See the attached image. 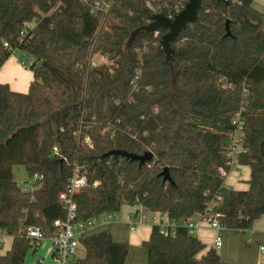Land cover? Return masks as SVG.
Returning a JSON list of instances; mask_svg holds the SVG:
<instances>
[{"label": "trees", "instance_id": "trees-1", "mask_svg": "<svg viewBox=\"0 0 264 264\" xmlns=\"http://www.w3.org/2000/svg\"><path fill=\"white\" fill-rule=\"evenodd\" d=\"M97 1L110 4L107 13L93 11ZM186 2L0 0V67L20 50L34 76L27 92L0 82V233L13 237L0 264H25L37 249L29 227L58 231L75 165L87 184L75 193L73 222L125 204L166 212L180 224L173 236L152 227L147 264H232L183 223L200 214L250 229L264 216V12L254 0H203L197 22L171 42L174 71L160 43L166 28L126 45L153 13L174 15ZM96 54L107 62L94 64ZM239 127L236 161L251 170L246 189L225 183ZM115 149L154 157L141 166L103 157ZM15 166L35 179L32 190L16 181ZM166 167L172 182L161 176ZM78 243L85 254L71 264H126L129 245L110 229Z\"/></svg>", "mask_w": 264, "mask_h": 264}, {"label": "crops", "instance_id": "crops-1", "mask_svg": "<svg viewBox=\"0 0 264 264\" xmlns=\"http://www.w3.org/2000/svg\"><path fill=\"white\" fill-rule=\"evenodd\" d=\"M258 3L259 0H254L255 7L262 11L258 7ZM94 59L93 57V63L99 64V62H94ZM22 61L17 58L14 52L5 61L1 67L2 69H0V82L8 83L14 91L27 92L34 76L30 79L28 89H26L22 77L30 75L26 71L27 68L22 65ZM239 167L241 168V173H232L231 170L225 183L234 189H246L248 188L247 181L250 177L251 170L249 166L239 165ZM137 208L136 206L130 205L123 211L121 208L120 212L112 217L106 218L103 222L98 223L100 218L93 225L95 227L100 224V229L91 232H88L87 229L81 234L88 235L103 229H110L115 241L125 242L129 245L126 264H147L148 252L143 246V242L149 238L152 225L147 221L141 222L137 224L134 230H131V217ZM192 219L195 221L199 220V215H195ZM193 234L207 246V250L210 248L216 249L224 262L232 264H264V252L261 250V247L264 246V216L257 218L250 229H214L209 225L202 224L194 230ZM217 236H220L222 239L220 248L215 247V239ZM12 242V236L0 233V253L7 252L11 248ZM81 248L84 251V248ZM37 257L39 258L37 259ZM41 262L45 264H60L55 255V247L51 238L42 240L35 251L29 252L25 264H40Z\"/></svg>", "mask_w": 264, "mask_h": 264}, {"label": "built area", "instance_id": "built-area-1", "mask_svg": "<svg viewBox=\"0 0 264 264\" xmlns=\"http://www.w3.org/2000/svg\"><path fill=\"white\" fill-rule=\"evenodd\" d=\"M148 5L149 7H151L149 3ZM185 5L186 4H183L181 7L177 8L176 13L181 11L185 7ZM109 8H110L109 3L103 4L102 2L97 1L93 7V11L102 10L104 11V13H107ZM174 15H169L167 17L173 18ZM155 34H158V31H155ZM28 63H30V61H27V63H22V65L26 67ZM138 79H139V73H137V75L135 76L134 81H137ZM239 133H241L240 127L235 132L234 137H233L232 150L230 153L232 157V165H233V161L237 158V154L240 150L239 149L240 146L238 145V140L240 137ZM84 142L91 144V139L89 137H85ZM53 150H54V153L56 154L58 153L57 146H54ZM34 182H35V179H33V181L30 182V185L27 188V190L33 189ZM86 184H87L86 175L81 172V169L79 166L75 165L73 176L66 190L63 191L60 195V198L66 209L67 217L63 221H60V220L55 221L54 224L58 226V231L53 236H48L38 226H31L28 228V232H27L28 237L31 239L32 243L34 244H39L42 240L46 238H51L53 245L55 247V255L57 259L59 260L60 264H71V262L73 261L77 253L78 247H79V243H78L79 236L81 235L82 232L93 227V225L102 217L101 216L100 218H93L84 223L73 222V220L76 217V209H77V205L74 200L75 193H77L78 190H80ZM143 211H146L148 214H150V216L148 214H145ZM115 214L116 213H109L103 216H106V218H109ZM198 215H199V220L195 221L193 219H190L183 223V225H185L188 228L190 233H193L194 230L202 224L209 225L211 228H214V229L223 228V226L218 220L211 219L206 215H200V214ZM146 221L151 223L152 227L153 226L158 227L160 232L166 236L175 235L176 228L180 224L179 222L172 220L166 212L149 211L145 209L144 207L140 206L132 214L131 230H134L138 223L146 222ZM221 245H222V239L220 236H217L215 239V247L220 248ZM261 250L264 252V246L261 247Z\"/></svg>", "mask_w": 264, "mask_h": 264}, {"label": "water", "instance_id": "water-1", "mask_svg": "<svg viewBox=\"0 0 264 264\" xmlns=\"http://www.w3.org/2000/svg\"><path fill=\"white\" fill-rule=\"evenodd\" d=\"M202 1L203 0H188L185 7L181 11L176 13L173 18L167 17L161 13H153L150 22L140 25L131 31L126 45H131L136 36L142 32L153 33L155 31H158L161 27L166 28L167 32L161 36L160 43L166 53L165 61L169 65L171 71H174V66L172 65V57L175 54L176 50L171 46V42L175 40L184 30H186L190 24L197 22L198 12L202 7ZM219 1L224 2L226 5H229V0ZM226 28L227 34H230L229 21H227ZM109 155H120L126 157L127 159H130L132 161L139 162L140 166L148 161H151L154 157V154L151 151L145 152L143 154H137L125 150L116 149L105 153L103 157ZM161 176H163L164 181L172 182L167 167L161 172Z\"/></svg>", "mask_w": 264, "mask_h": 264}, {"label": "rangeland", "instance_id": "rangeland-1", "mask_svg": "<svg viewBox=\"0 0 264 264\" xmlns=\"http://www.w3.org/2000/svg\"><path fill=\"white\" fill-rule=\"evenodd\" d=\"M258 5V7L262 10V12H264V0H259V3L257 4ZM15 55L17 56V58L20 60H23V61H31L32 60V58H30L28 55H26L23 51H20V50H18V51H16L15 52ZM94 62H101V63H104V61L105 62H107V57H102V56H100V55H94ZM4 65V64H3ZM2 65V66H3ZM1 66V67H2ZM0 67V69H2ZM4 71V70H3ZM26 71H28L29 72V75L30 76H24V77H22V79L24 80V83H25V88L26 89H28V84H29V82H30V79H32L33 78V71L28 67L27 68V70ZM30 72H31V74H30ZM240 134L241 133H239V136H240ZM240 149V148H239ZM233 172H239V173H241V168L239 167V165L237 164V161H236V159L233 161V169H232V173ZM230 175V174H229ZM14 177H15V179H16V181H18L21 185H22V187L24 188V189H27L28 187H29V185H30V182H32L33 181V179L32 178H30L29 176H28V174H27V172H26V170H25V168L23 167V166H15L14 167ZM231 187V186H230ZM127 207H129V205H127V204H125L123 207H122V211L123 210H125ZM145 214H148L146 211H143ZM149 216H150V214H148ZM104 219H106V216H102L101 217V219H100V221L98 222V223H100V222H103L104 221ZM101 228V226H100V224H98V225H96L95 227H92V228H90V229H88V232H91V231H94V230H98V229H100ZM225 229H227V228H225ZM29 252H33V248H31L30 250H29ZM28 252V253H29ZM84 254H85V252L82 250V248H81V246H79L78 247V250H77V253H76V255H75V257H74V259L75 258H79V257H83L84 256ZM29 256H30V254H29ZM39 257H37V259H38ZM43 262H41L40 264H42ZM43 264H45V263H43Z\"/></svg>", "mask_w": 264, "mask_h": 264}]
</instances>
